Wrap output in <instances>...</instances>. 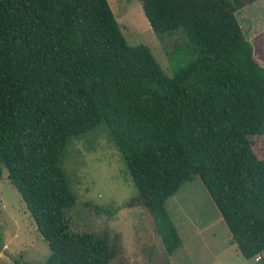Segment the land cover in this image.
Returning <instances> with one entry per match:
<instances>
[{"label":"trees","instance_id":"16d2710c","mask_svg":"<svg viewBox=\"0 0 264 264\" xmlns=\"http://www.w3.org/2000/svg\"><path fill=\"white\" fill-rule=\"evenodd\" d=\"M138 1L164 49L180 35L171 76L125 40L107 0H0V169L46 243L43 264L109 263L106 234L71 229L76 195L60 166L71 136L100 122L167 253L181 240L166 199L197 176L238 252L264 262V157L253 148L264 67L235 18L255 0ZM254 49L264 61V32Z\"/></svg>","mask_w":264,"mask_h":264},{"label":"rangeland","instance_id":"374dc122","mask_svg":"<svg viewBox=\"0 0 264 264\" xmlns=\"http://www.w3.org/2000/svg\"><path fill=\"white\" fill-rule=\"evenodd\" d=\"M107 1L125 40L147 45L163 72L171 76L176 60L184 57L173 52V46L182 42L180 35L168 40L164 49L138 0ZM235 18L252 44L254 59L264 67L254 49L256 39L264 32V0L243 6ZM169 58L177 59L171 62ZM253 148L264 157V135L253 139ZM60 160L76 195L66 210L69 225L77 231L106 234L108 264H264L257 256L246 258L238 252L219 210L197 176L166 199L165 206L181 240V245L167 253L152 214L143 203L133 201L137 188L105 122L71 136ZM47 254L44 239L2 167L0 264H43Z\"/></svg>","mask_w":264,"mask_h":264}]
</instances>
